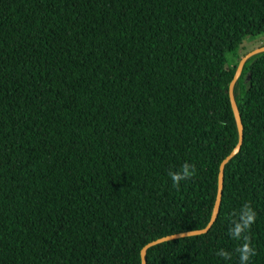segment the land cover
<instances>
[{"label": "trees", "instance_id": "16d2710c", "mask_svg": "<svg viewBox=\"0 0 264 264\" xmlns=\"http://www.w3.org/2000/svg\"><path fill=\"white\" fill-rule=\"evenodd\" d=\"M263 32L264 0H0V264H142L204 228L239 139L229 54ZM235 97L217 220L147 264H239L215 253L248 202L264 264V52Z\"/></svg>", "mask_w": 264, "mask_h": 264}, {"label": "clouds", "instance_id": "9594fccd", "mask_svg": "<svg viewBox=\"0 0 264 264\" xmlns=\"http://www.w3.org/2000/svg\"><path fill=\"white\" fill-rule=\"evenodd\" d=\"M196 174L195 165L188 162H185L179 171H169L168 173L172 186L177 190H179L182 181L191 180ZM256 219L257 213L250 202L244 203L238 210H234L230 216L228 235L240 243L232 252L220 248L215 254L225 261H230L233 255L236 254L238 255L239 264H251L252 258L258 254L250 235Z\"/></svg>", "mask_w": 264, "mask_h": 264}, {"label": "water", "instance_id": "95a60500", "mask_svg": "<svg viewBox=\"0 0 264 264\" xmlns=\"http://www.w3.org/2000/svg\"><path fill=\"white\" fill-rule=\"evenodd\" d=\"M261 52H264V46L256 48L252 51H249L244 56H242V58L240 59L238 65H237L234 76L230 80L229 85H228V92H229L231 105H232V108H233V111H234V114H235V117L237 120V124H238L239 139H238L237 145L222 160V162L220 164L217 199H216V203H215L210 221L208 222V224L204 228L170 234V235L160 237L158 239H155V240L147 243L142 248V251H141L142 264H147V252L151 246L165 242V241L174 240L177 238H182V237L206 233L211 229V227L213 226V224L217 220L218 215H219V211H220V207H221V203H222L223 191H224L225 167L230 162V160L240 152L242 145H243V142H244V123H243L242 115H241V112H240V109H239V106H238V103H237V100L235 97V86H236V83L238 82V80L240 79V77L243 73V70H244V67H245V64L247 63V61L251 57H253L254 55L261 53ZM205 229H206V231H205Z\"/></svg>", "mask_w": 264, "mask_h": 264}, {"label": "rangeland", "instance_id": "374dc122", "mask_svg": "<svg viewBox=\"0 0 264 264\" xmlns=\"http://www.w3.org/2000/svg\"><path fill=\"white\" fill-rule=\"evenodd\" d=\"M262 46H264V32L256 36H248L244 40L242 46L237 50V52L229 54V58L234 63L237 60L236 57L238 56V54L243 55L246 52L252 51Z\"/></svg>", "mask_w": 264, "mask_h": 264}]
</instances>
